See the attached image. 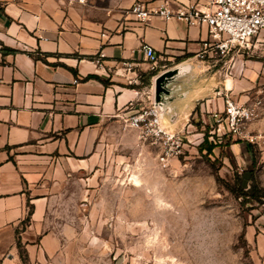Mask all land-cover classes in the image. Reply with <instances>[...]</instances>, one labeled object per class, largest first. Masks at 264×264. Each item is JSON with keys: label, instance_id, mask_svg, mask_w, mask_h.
Wrapping results in <instances>:
<instances>
[{"label": "crops", "instance_id": "1", "mask_svg": "<svg viewBox=\"0 0 264 264\" xmlns=\"http://www.w3.org/2000/svg\"><path fill=\"white\" fill-rule=\"evenodd\" d=\"M134 1L0 0V264H71L46 224L48 180L87 170L130 108L153 103L167 129L190 132L197 100L233 91L227 78L215 85L213 74L200 75L206 25L156 15L138 23ZM141 1L177 8L195 0ZM142 43L158 63L172 61L158 94H150ZM245 238L264 255V213L248 221Z\"/></svg>", "mask_w": 264, "mask_h": 264}, {"label": "rangeland", "instance_id": "2", "mask_svg": "<svg viewBox=\"0 0 264 264\" xmlns=\"http://www.w3.org/2000/svg\"><path fill=\"white\" fill-rule=\"evenodd\" d=\"M261 38L226 57L201 60L208 65L201 76L213 74L215 85L227 78L233 89L227 96L254 108L255 118L245 129L252 141L243 134H223L204 113V118L196 116L199 124L190 132L181 133L190 136L183 137V153L164 167L158 148L122 125L111 129L87 170L49 178L46 224L59 236L66 262L264 264V255L255 254L245 238L248 221L264 213V199L239 195L252 176L264 189V63L259 60L264 58V35ZM171 69L172 61L166 60L149 69L155 73L149 79L151 95L155 86L161 89ZM224 98L214 93L197 100V107L208 103L225 118ZM204 139L205 145H212L210 152ZM246 172L250 175L244 185Z\"/></svg>", "mask_w": 264, "mask_h": 264}, {"label": "built area", "instance_id": "3", "mask_svg": "<svg viewBox=\"0 0 264 264\" xmlns=\"http://www.w3.org/2000/svg\"><path fill=\"white\" fill-rule=\"evenodd\" d=\"M68 5H86L89 0H55ZM134 21L146 23L153 15L163 19L177 18L189 25L204 24L207 27V38L203 40L196 56L200 60L212 55L226 57L230 51L248 48L252 40L258 42L264 35V0H195L172 8L167 4L149 6L141 0H135L129 9ZM150 69L158 65L159 56L153 47L142 43L138 49ZM100 61V55L94 58ZM224 107L226 117L220 118L209 104L200 105L198 115H210L211 121L216 123V129L225 133L243 134L245 138L253 140V136L246 135V125L255 118L254 108L238 103L225 95ZM205 124V121H202ZM124 125L138 131L141 141L158 148V160L166 166L172 158H178L183 153L184 141L181 132L167 129L162 123V117L155 104L130 108L124 116ZM211 128H215L210 123ZM211 134L213 131H209Z\"/></svg>", "mask_w": 264, "mask_h": 264}, {"label": "trees", "instance_id": "4", "mask_svg": "<svg viewBox=\"0 0 264 264\" xmlns=\"http://www.w3.org/2000/svg\"><path fill=\"white\" fill-rule=\"evenodd\" d=\"M97 56V55H96ZM96 56H85V58H92L94 59ZM79 58H84V57H79ZM261 61L264 62V58L263 59H259ZM154 70V69H152ZM155 73L154 72H149L147 75H148V78L150 79V77H152ZM143 74L142 73H139V76H142ZM107 82H105L106 84ZM199 124V123H197ZM206 143V139L203 140L202 144H204V147L207 149L208 152H210L212 150V145H205ZM204 147H201L200 149L204 148ZM233 163H234V160H232ZM239 195L244 197V198H247V199H253L257 202H261L263 199H264V189L262 187H260L257 183V181L255 180V178L252 176L250 178V184H249V187L247 189H242L241 187L239 188ZM21 260L23 261V263H25V257L24 255L21 254Z\"/></svg>", "mask_w": 264, "mask_h": 264}, {"label": "water", "instance_id": "5", "mask_svg": "<svg viewBox=\"0 0 264 264\" xmlns=\"http://www.w3.org/2000/svg\"><path fill=\"white\" fill-rule=\"evenodd\" d=\"M161 75H159L158 77H156V80H155V82H157V80L159 79V77H160ZM159 89L155 86V92L156 93H159ZM250 175V172H246L245 174H244V185H245V182H246V180H247V177Z\"/></svg>", "mask_w": 264, "mask_h": 264}]
</instances>
